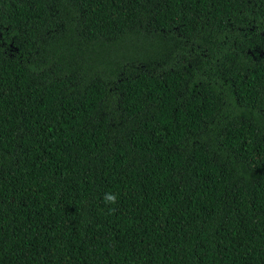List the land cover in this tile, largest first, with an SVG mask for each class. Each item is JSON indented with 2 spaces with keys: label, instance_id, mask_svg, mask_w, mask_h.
<instances>
[{
  "label": "trees",
  "instance_id": "1",
  "mask_svg": "<svg viewBox=\"0 0 264 264\" xmlns=\"http://www.w3.org/2000/svg\"><path fill=\"white\" fill-rule=\"evenodd\" d=\"M263 52L264 0H0V264H264Z\"/></svg>",
  "mask_w": 264,
  "mask_h": 264
},
{
  "label": "clouds",
  "instance_id": "2",
  "mask_svg": "<svg viewBox=\"0 0 264 264\" xmlns=\"http://www.w3.org/2000/svg\"><path fill=\"white\" fill-rule=\"evenodd\" d=\"M108 199H109V200H112V199H114V197H111V196H110V197H108Z\"/></svg>",
  "mask_w": 264,
  "mask_h": 264
},
{
  "label": "flooded vegetation",
  "instance_id": "3",
  "mask_svg": "<svg viewBox=\"0 0 264 264\" xmlns=\"http://www.w3.org/2000/svg\"><path fill=\"white\" fill-rule=\"evenodd\" d=\"M264 53V52H263Z\"/></svg>",
  "mask_w": 264,
  "mask_h": 264
}]
</instances>
